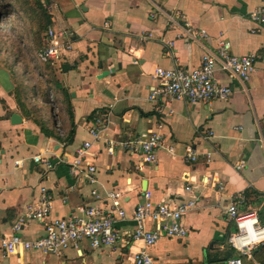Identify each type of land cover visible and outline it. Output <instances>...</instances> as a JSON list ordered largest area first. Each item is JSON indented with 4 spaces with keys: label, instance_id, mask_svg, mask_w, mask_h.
Instances as JSON below:
<instances>
[{
    "label": "crops",
    "instance_id": "1",
    "mask_svg": "<svg viewBox=\"0 0 264 264\" xmlns=\"http://www.w3.org/2000/svg\"><path fill=\"white\" fill-rule=\"evenodd\" d=\"M48 1L53 27L67 33L71 47L50 64L56 107L46 105L53 117H46L47 132L17 100L19 70L13 73L0 64V264H132L144 249L174 264H207L208 254L229 246L233 228L226 208L233 194L246 191L240 209L264 216V25L250 19L264 0ZM224 39L235 55H259L247 81L217 69V80L232 89L226 100L193 104L163 96L150 99L158 85L157 66L196 67L204 54H216ZM36 60L45 65L37 55ZM105 71L110 73L104 76ZM14 113L22 123L11 122ZM106 113L110 125L95 140L89 127ZM152 131L165 138L156 163L122 148L107 152L111 139ZM86 141L92 144L86 162L97 168L94 184L86 167L72 171L71 162ZM188 147L198 153L197 161H185ZM37 155L44 162H37ZM185 175L191 191L185 189ZM219 184L225 188L220 190ZM42 188L53 195L52 216H69L82 205L111 208L109 192H124L119 203L127 217L115 224L120 231L135 228L132 213L146 191L155 202L194 198L196 205L183 218L188 233L182 239L162 238L152 246L142 240L120 242L96 250L82 242L61 255L23 250L6 256L5 239L18 235L33 240L44 233L43 223L36 220L20 231L13 229L39 203ZM146 226L153 229L155 224L147 221Z\"/></svg>",
    "mask_w": 264,
    "mask_h": 264
},
{
    "label": "built area",
    "instance_id": "2",
    "mask_svg": "<svg viewBox=\"0 0 264 264\" xmlns=\"http://www.w3.org/2000/svg\"><path fill=\"white\" fill-rule=\"evenodd\" d=\"M250 19L258 25H264V6L252 11ZM189 35L197 37L190 31ZM68 37L65 31L51 27L46 33L43 48L37 52L38 59L43 63H58L62 53L71 47L70 40H65ZM258 60L259 55L252 52L245 55L233 54L231 42L226 39L221 40L217 53L204 54L200 64L196 67L157 66L154 78L158 85L151 90L150 99L156 100L159 96H163L170 100L183 99L193 104L226 100L232 89L217 80V69L228 71L233 76L247 81L254 72ZM109 125L110 114L106 113L91 123L89 132L95 140H99ZM208 135H212V132L210 131ZM164 140L161 133L154 131L147 136L128 137L122 140L111 139L107 144V152L112 155L116 148H122L130 154H138L144 162L156 163L157 152L164 145ZM91 145V142L86 141L84 146L77 151L71 165L72 171L86 167L88 181L94 184L97 181L94 175L97 168L86 162L85 157ZM34 159L37 162H44L39 155ZM184 159L186 162H195L198 160V153L192 147H188ZM45 162L51 164L49 160ZM20 163V160L15 161L16 165ZM184 178L185 189L191 191L190 178L187 175ZM218 187L220 190L225 188L222 184ZM93 194L98 196V191L94 189ZM123 195L124 192L117 190L109 192V198L112 200L111 208L96 204L82 205L69 216H52L53 195L48 193L46 188H42L39 203L30 206L27 213L13 223V229L20 231L24 224L36 220L43 223L44 233L33 240H24L18 235L5 239L4 254L7 256L23 250L26 252L37 250L44 254L61 255L69 248H79L82 242H87L92 249L96 250L115 247L120 242L128 244L142 240L146 246H152L162 238L182 239L186 237L188 230L183 223V218L196 205V199L155 202L151 199V193L146 191L144 201L139 203L132 213V218L136 223L135 228L120 231L115 224L127 217L126 211L119 203ZM245 201L243 193H235L230 198L226 215L233 229L227 241L236 255L216 264H245L244 257L249 261H255L253 252L264 245V223L261 222L256 212H245L240 209ZM147 221L153 222L155 227L147 228ZM132 264L174 263L154 258L144 249L136 254Z\"/></svg>",
    "mask_w": 264,
    "mask_h": 264
},
{
    "label": "rangeland",
    "instance_id": "3",
    "mask_svg": "<svg viewBox=\"0 0 264 264\" xmlns=\"http://www.w3.org/2000/svg\"><path fill=\"white\" fill-rule=\"evenodd\" d=\"M50 16L48 0H0V64L19 70L16 92L33 120L40 119L43 113L52 120L51 112H46V105L50 103L52 108L56 107V103L51 102V93L45 95L52 67L36 60L37 52L44 46L46 33L53 27ZM22 83L27 86V95ZM227 249L230 247L226 246ZM208 251L205 249L206 255ZM215 251L217 254L213 256L225 254V251Z\"/></svg>",
    "mask_w": 264,
    "mask_h": 264
},
{
    "label": "trees",
    "instance_id": "4",
    "mask_svg": "<svg viewBox=\"0 0 264 264\" xmlns=\"http://www.w3.org/2000/svg\"><path fill=\"white\" fill-rule=\"evenodd\" d=\"M0 21H1V19H0ZM49 22L50 23L52 22V17L51 16L49 17ZM17 62H19V61H17ZM50 64L51 63H48V62L45 63V65H47V66H50ZM12 68H13V71L12 72L14 73L15 72L14 70H16V69L13 66H12ZM50 79L47 80V86H46L47 89H45V92H46L45 95L50 92V87H51V80ZM23 83H22V87L24 89V92L25 93L26 92L28 93L27 86H25L26 84H23ZM35 90H36V88H35ZM27 93H26V95H27ZM16 95H17V99H18L21 107L24 109V112L29 115L28 111L25 110L24 101L23 100H20L17 92H16ZM34 121H36V123L41 127L42 130H44L46 132L48 131L47 119H46V115L44 113L42 114V116H41L40 119H36ZM243 194L247 198V192L245 191ZM259 216H260L261 221L264 223V216L263 215H259ZM253 255H254V258H255V260H256L257 263L264 264V245L258 247L254 251V254ZM234 256H235V252H234V250L232 248H230V249L225 250V254L222 257L210 256L209 255V260L208 261H209L210 264H214V263H216L218 261H224V260H227V259H229L231 257H234ZM244 261H245V264H250V262H248L247 259H245V257H244Z\"/></svg>",
    "mask_w": 264,
    "mask_h": 264
},
{
    "label": "water",
    "instance_id": "5",
    "mask_svg": "<svg viewBox=\"0 0 264 264\" xmlns=\"http://www.w3.org/2000/svg\"><path fill=\"white\" fill-rule=\"evenodd\" d=\"M108 73H110V72H108V71H105L102 75H107ZM11 122L13 123V124H19V123H22V118H21V116L19 115V114H17V113H14L13 115H12V117H11Z\"/></svg>",
    "mask_w": 264,
    "mask_h": 264
}]
</instances>
